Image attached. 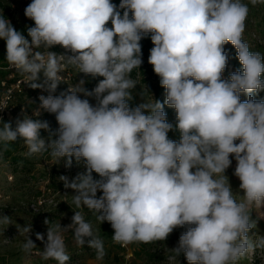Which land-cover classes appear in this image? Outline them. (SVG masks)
I'll return each mask as SVG.
<instances>
[{
	"label": "clouds",
	"instance_id": "9594fccd",
	"mask_svg": "<svg viewBox=\"0 0 264 264\" xmlns=\"http://www.w3.org/2000/svg\"><path fill=\"white\" fill-rule=\"evenodd\" d=\"M24 13L34 21L27 29L30 41L0 16L5 59L28 87L48 93L38 97L33 115L39 117L41 110L55 114L58 128L24 115L15 127L3 123L0 142L19 137L28 157L48 152L66 168L73 160L83 163L85 171L71 181L63 175L59 180L75 191L77 209L86 207L100 223L111 224L116 243L164 241L174 229L188 225L171 249L170 262L183 254L188 264H237L264 249V238L254 241L249 236L256 226L251 209L264 207V99L253 98L264 92V56L243 40L247 4L121 0L117 6L112 0H32ZM149 34L154 46L148 62L166 99L132 107L137 84L130 74L143 63L140 42ZM226 43L234 46L242 65V71L228 78L223 76L229 61ZM56 45L65 52L49 51ZM69 66L103 79L91 91L81 79L55 95ZM80 93L97 103L81 99ZM241 94L248 99L242 101ZM165 105L175 109L178 142L168 137L174 125ZM41 130L48 132L47 138ZM230 156L243 191L240 201L225 175ZM93 172L100 178L94 179ZM74 213L63 227L49 226L45 219L46 240L44 234H35L44 243L43 259L66 264L70 257L64 233L71 231L78 246L90 238L88 246L103 260L104 242L80 211ZM0 224H12L11 217L0 214ZM18 231L29 234L32 226ZM36 247L28 235L23 250L30 253Z\"/></svg>",
	"mask_w": 264,
	"mask_h": 264
},
{
	"label": "rangeland",
	"instance_id": "374dc122",
	"mask_svg": "<svg viewBox=\"0 0 264 264\" xmlns=\"http://www.w3.org/2000/svg\"><path fill=\"white\" fill-rule=\"evenodd\" d=\"M18 1L0 0V16L8 19L14 28L17 24H15L14 16L10 10L16 7ZM241 2L249 7L243 40L249 45L251 51L259 52L264 56V4L253 6L250 0H241ZM17 21L19 23L21 20ZM108 27H111V22ZM140 43L143 63L140 68L134 69L130 74L137 84L133 90V99L129 102L132 107L154 100L163 103L166 99V93L157 88L158 78L153 76L155 74L153 66L148 62L150 49L154 45L144 39ZM0 47L6 51V42L3 39H0ZM224 49L229 54V61L223 76L228 78L230 73L239 69H234L231 65L233 52L236 51L234 46L231 43H226ZM59 52L64 53L65 49L61 48ZM72 68L75 75L74 85L83 79L84 87L89 91L98 84L99 80L103 79L102 77L85 76L83 73H79L76 68ZM262 79H264V75H262ZM62 91L65 90L62 85H59L55 95H59ZM78 95L81 99H88L93 105L97 103L94 97H85L83 93ZM253 98L264 99V92H260L258 95L253 94ZM247 99L246 94H241L242 101ZM164 111L168 122L174 125L173 130L169 131L168 137L178 142L180 133L175 129V109L165 105ZM40 116L37 118L48 121L52 130L58 128L55 114L47 112ZM41 136L47 138L48 132L41 130ZM26 152L27 148L23 140L18 137L15 142H9L0 153V214L7 215L12 220V224H0V264H58L55 260L43 259L41 253L44 243L37 240L35 234H44L46 240L48 225L44 223L45 219L49 220V226L59 223L62 227L67 226L71 223V218L76 211H80L85 220L91 223L94 236L104 242L105 256L103 260H97L96 251L87 244V240L90 238H85V244L78 246L73 233L69 231L64 233L66 252L70 257L66 264H188L183 254L177 257L176 261H169V257L174 255L171 249L177 246L180 235L187 230L188 225L174 229L164 241L149 244L134 242L126 246L116 243L112 239L114 229L111 224L107 221L100 223L96 214L86 207L77 209L72 202V195H75V191L70 188L66 189L64 182L59 180V177L63 175L71 181L78 173L85 171L83 163L77 165L73 160L72 167L66 168L63 160L57 163L48 152L32 157L26 156ZM230 159L232 164L226 170L225 175L229 179L234 197L240 201L243 198V191L239 188V178L233 174L236 161L234 156H230ZM93 177L94 179L100 178L94 172ZM100 195L102 192L98 191L97 197ZM251 216L256 226L249 232V236L254 241L258 237L264 238V207L253 206ZM27 225L32 226V231L29 234L18 231V228ZM28 235L37 246L30 253H26L22 248ZM237 264H264V249H256L254 253L246 255Z\"/></svg>",
	"mask_w": 264,
	"mask_h": 264
},
{
	"label": "built area",
	"instance_id": "2783aa9c",
	"mask_svg": "<svg viewBox=\"0 0 264 264\" xmlns=\"http://www.w3.org/2000/svg\"><path fill=\"white\" fill-rule=\"evenodd\" d=\"M31 2L32 0H19L16 7L10 10V13L14 16L15 24H24L26 31L29 27L34 26V21L27 18L24 13L25 8ZM17 20H21V23H18ZM56 53L60 54L61 52ZM61 75L64 80L60 85L64 90L74 86L75 75L71 66L67 67ZM40 95L46 96V91L30 89L21 73L13 69L7 60L0 62V127H3V123L8 122H11L12 126L15 127L16 119H23L24 115L36 119L37 117L33 113L39 108L40 101L38 97ZM43 113L47 112L43 111L41 115ZM7 144L0 142V153Z\"/></svg>",
	"mask_w": 264,
	"mask_h": 264
},
{
	"label": "trees",
	"instance_id": "16d2710c",
	"mask_svg": "<svg viewBox=\"0 0 264 264\" xmlns=\"http://www.w3.org/2000/svg\"><path fill=\"white\" fill-rule=\"evenodd\" d=\"M121 0H112V3L116 4L117 6L120 4ZM131 15V14H130ZM17 31L21 32L22 34L25 35L26 38H30V37H27V31L25 30L24 28V24H19V25H16V28H15ZM146 42H151V39H150V34L148 36H145L143 38ZM2 43H4L2 41ZM62 47L59 46V45H56V46H53L52 48H50L49 50L50 51H53V52H59V49H61ZM233 61L231 63V65L233 66L234 69H239L242 71V65L240 64L238 58H237V54H236V51L233 52ZM6 57V51H3L2 48L0 47V62H3L5 61ZM154 77L158 78V89L161 91V92H164L166 93L165 89L163 87H161L160 83H159V77L156 75V74H153Z\"/></svg>",
	"mask_w": 264,
	"mask_h": 264
}]
</instances>
